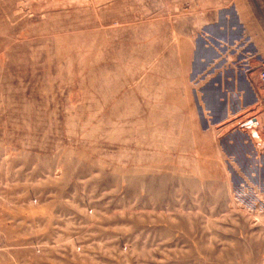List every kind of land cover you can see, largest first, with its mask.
Returning <instances> with one entry per match:
<instances>
[{
	"label": "rangeland",
	"instance_id": "1",
	"mask_svg": "<svg viewBox=\"0 0 264 264\" xmlns=\"http://www.w3.org/2000/svg\"><path fill=\"white\" fill-rule=\"evenodd\" d=\"M240 36L264 98V0H0V264H264Z\"/></svg>",
	"mask_w": 264,
	"mask_h": 264
},
{
	"label": "crops",
	"instance_id": "2",
	"mask_svg": "<svg viewBox=\"0 0 264 264\" xmlns=\"http://www.w3.org/2000/svg\"><path fill=\"white\" fill-rule=\"evenodd\" d=\"M246 23H242V27H246ZM247 37L240 36V40L237 42L235 40V49L231 52V56L234 57L230 61V76L234 80V86L231 85V90L234 93L232 97L235 101L236 111L241 110L242 108L247 107L250 104V99H253L255 105L261 103L264 104V98L261 95V92L258 88H250L247 84L249 75H248V66L245 62L248 51H249V42ZM239 44V45H237ZM237 57L239 59L237 60ZM264 63V58L261 57V64ZM263 65V64H262ZM239 83V84H237ZM253 97V98H252ZM249 99V100H248ZM243 100H248L247 102Z\"/></svg>",
	"mask_w": 264,
	"mask_h": 264
},
{
	"label": "built area",
	"instance_id": "3",
	"mask_svg": "<svg viewBox=\"0 0 264 264\" xmlns=\"http://www.w3.org/2000/svg\"><path fill=\"white\" fill-rule=\"evenodd\" d=\"M260 79H261L262 84H263V86H264V69H262V70L260 71Z\"/></svg>",
	"mask_w": 264,
	"mask_h": 264
},
{
	"label": "bare ground",
	"instance_id": "4",
	"mask_svg": "<svg viewBox=\"0 0 264 264\" xmlns=\"http://www.w3.org/2000/svg\"><path fill=\"white\" fill-rule=\"evenodd\" d=\"M101 94H102V93H101ZM109 96H110V95H109ZM128 101H129V100H128ZM128 101H127V102H128ZM114 104H115V103H114ZM126 104H127V103H126ZM126 112H127V111H126ZM143 112H144V111H143ZM143 112H142V113H143ZM118 113H119V112H118ZM120 114H121V113H120ZM126 114H127V113H126ZM126 129H127V128H126Z\"/></svg>",
	"mask_w": 264,
	"mask_h": 264
}]
</instances>
